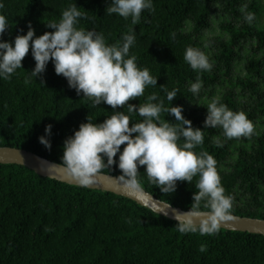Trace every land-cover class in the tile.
<instances>
[{
    "label": "trees",
    "instance_id": "1",
    "mask_svg": "<svg viewBox=\"0 0 264 264\" xmlns=\"http://www.w3.org/2000/svg\"><path fill=\"white\" fill-rule=\"evenodd\" d=\"M73 3L87 16L80 19L79 27L102 33L109 44L121 41L135 28L130 54L138 57L139 67L148 68L158 79L157 86H147L143 96L129 103L145 104L155 93L170 108L161 85L168 91L178 89L172 105H182L185 118L194 128L204 130L203 149L216 159L226 195L234 198L232 215L264 219L261 0H153L155 11L144 10L137 25H132L131 17L126 20L118 14L108 15L110 0H4L5 8L0 12L6 14L10 26L2 39L14 41L18 34H26L29 23L37 36L53 31L46 23L59 21L63 10ZM244 5L256 14L251 25L240 11ZM218 11L223 15L224 36L208 41L212 42L208 50L203 34ZM189 46L207 52L211 71L198 73L191 68L184 60ZM35 63L30 47L23 68L10 80L0 79V147L26 150L60 164L65 139L88 115L100 123L114 110L104 102L91 107L89 99L78 95L63 75L56 74L51 61L37 80L31 78ZM237 63L244 74L235 79L232 73ZM197 75L202 76L203 87L194 95L189 88ZM221 85L227 87L221 102L234 111L243 110L254 122L256 133L250 139H227L219 127L205 129L208 102L203 98L210 89L213 93L207 100L213 98ZM117 110L127 114L126 107ZM161 118L179 123L171 113H161ZM142 119L133 115L130 126ZM49 124L50 150L39 140ZM258 124L263 131L258 130ZM217 138L223 147L216 145ZM118 158L119 153L117 162ZM145 167L139 166L143 188L189 211L199 177L191 184L178 181L176 191L165 194L147 181ZM103 173L122 174L115 164ZM176 223L126 196L61 182L24 165L0 163V264H264V234L222 227L216 235L182 234ZM201 246L206 251L201 252Z\"/></svg>",
    "mask_w": 264,
    "mask_h": 264
},
{
    "label": "clouds",
    "instance_id": "2",
    "mask_svg": "<svg viewBox=\"0 0 264 264\" xmlns=\"http://www.w3.org/2000/svg\"><path fill=\"white\" fill-rule=\"evenodd\" d=\"M5 8L0 0V10ZM76 3L63 10L59 21L47 22V31L37 36L29 23L26 34H18L14 41L2 39L9 28L6 14L0 12V79L10 80L17 69L23 68L22 61L29 53L36 61L30 77H40L51 61L57 75H63L69 87L91 101V107L102 102L114 111L103 122L96 123L89 115L72 136L65 139L61 163L66 174L72 176L82 187H90L105 168L117 165L122 174L116 177L122 185L142 192L139 166H146L144 173L152 186L162 193L176 191L178 181L195 184L193 202L189 211L178 213L176 228L182 234L197 233L201 236L219 233L222 222L233 220V196L226 195L213 155L203 149L204 130L194 128L192 121L185 118L182 105H172L178 89L166 92L171 107L153 93L147 103L138 106L130 100L144 95L147 86H157L158 77H153L146 67L137 64L138 57L130 54L136 40L135 28L125 33L121 41L109 44L102 33L79 27L80 19H87ZM144 10L155 11L153 0H110L106 8L108 15L118 14L124 19L131 17L132 25L140 23ZM245 21L251 25L256 19L254 12L241 7ZM175 36V33H173ZM184 60L198 73L211 71L213 64L208 55L199 48L189 46ZM41 82H43L41 80ZM203 87L201 75L190 82L189 91L199 95ZM127 108V114L118 108ZM205 129L221 128L227 139L251 138L256 127L243 110L234 111L219 97L207 104ZM161 113H171L179 123L165 122ZM143 119L131 124L132 116ZM52 125L45 127V135L39 137L51 149ZM135 134V135H133ZM215 143L223 147L217 138ZM121 145H125L121 150ZM200 147L201 151H196ZM119 153L118 162L115 159ZM201 252L206 251L204 246Z\"/></svg>",
    "mask_w": 264,
    "mask_h": 264
},
{
    "label": "water",
    "instance_id": "3",
    "mask_svg": "<svg viewBox=\"0 0 264 264\" xmlns=\"http://www.w3.org/2000/svg\"><path fill=\"white\" fill-rule=\"evenodd\" d=\"M0 163L24 165L33 169L42 176L79 186L77 181L72 176L66 174L62 166H60L58 163L43 158L33 152L17 148L0 147ZM115 178L116 176L102 173L97 178V182L88 188L105 190L126 196L137 201L139 204L152 208L159 214L172 219H175L178 213L187 212L182 208L175 207L168 202L158 199L144 188L142 192L131 191L125 188L122 183H120ZM233 217V220L222 222V228L264 234V219L235 215H233Z\"/></svg>",
    "mask_w": 264,
    "mask_h": 264
},
{
    "label": "rangeland",
    "instance_id": "4",
    "mask_svg": "<svg viewBox=\"0 0 264 264\" xmlns=\"http://www.w3.org/2000/svg\"><path fill=\"white\" fill-rule=\"evenodd\" d=\"M262 4H264V0H261V5ZM222 16L223 15H221L219 11L216 12L213 15L212 19H211V23H210L209 28L207 30H205V32L203 34L202 42H203V45L204 46H207V49L208 50H210L211 49V46H212L211 45L212 42L209 43L208 41H210L211 39L216 38V37L224 36V32L221 29V17ZM261 19L264 22V16L263 17L261 16ZM208 52L210 53V51H208ZM205 53L207 54L206 51H205ZM239 74H244V71H243L242 65H240L239 63H237L236 66L234 67L232 76L235 77V79H236ZM226 89H227V87L224 86V85L218 86L215 89L214 97H219L220 99H222V96L225 93ZM207 93L210 96L213 93V89L208 90ZM209 93H211V94H209ZM207 96L205 98H203V101H206V102L210 103L211 100L214 97L213 98L210 97V99L207 100ZM257 128H258L259 131H263V128H262V126H260V124H258V127Z\"/></svg>",
    "mask_w": 264,
    "mask_h": 264
}]
</instances>
